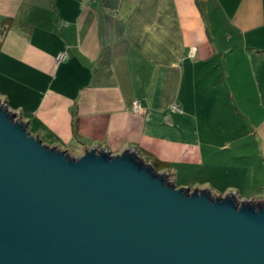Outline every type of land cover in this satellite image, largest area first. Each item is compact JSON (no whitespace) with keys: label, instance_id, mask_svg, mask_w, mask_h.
<instances>
[{"label":"crops","instance_id":"crops-1","mask_svg":"<svg viewBox=\"0 0 264 264\" xmlns=\"http://www.w3.org/2000/svg\"><path fill=\"white\" fill-rule=\"evenodd\" d=\"M253 97L264 106V0H0V100L72 157L132 149L176 188L253 193L234 154L254 131L264 145V123L236 118Z\"/></svg>","mask_w":264,"mask_h":264},{"label":"water","instance_id":"water-1","mask_svg":"<svg viewBox=\"0 0 264 264\" xmlns=\"http://www.w3.org/2000/svg\"><path fill=\"white\" fill-rule=\"evenodd\" d=\"M0 264H264V202L176 188L132 149L71 157L0 103Z\"/></svg>","mask_w":264,"mask_h":264},{"label":"rangeland","instance_id":"rangeland-1","mask_svg":"<svg viewBox=\"0 0 264 264\" xmlns=\"http://www.w3.org/2000/svg\"><path fill=\"white\" fill-rule=\"evenodd\" d=\"M250 89L255 92V89L253 87H250ZM251 101H253L252 104L254 105V106L252 104L248 105V106H252L251 113H250V111L243 113L242 112V108H243L242 102H240V99L237 100L238 113L236 114V118H237V121L239 123H241V124L247 123V125L249 127H251L253 125V127L255 128V126H257L259 124V122L264 123V106H262V105H261V107L257 106L256 105L257 100L254 97ZM0 103L3 105H6V103L3 102L2 100H0ZM15 115H16V119H20L17 114H15ZM251 120L253 121V124L251 123ZM254 133H255L254 134V141L251 142L252 146H248L247 151H243L239 148H235V150H234L235 151L234 154H236V155H238V153L246 154V155H243L240 157H249V162H251V165H252L251 167L254 168V174H251V172H250L251 177L253 175V177H252V179H253V188H252L253 193L250 190V191H247L248 193L237 194L236 198L239 201H246L249 198V196L257 194L256 197H253L254 201L256 203H262V202H264V162H263L264 161V145H263V143H261V138L258 136V134L255 131H254ZM239 150H241V151H239ZM74 158H77V157H74ZM261 165L263 167L260 169ZM177 179H178L177 180L178 183L176 182L177 184H184L181 181L182 179H180V178H177ZM167 182L169 184H172V182L170 181V178L168 176H167ZM189 184H192V183H189ZM196 186H199V185L197 184ZM181 188H183V187H181ZM184 188L189 189L190 192H192L194 190H198V191L206 190V187H204V186H202V187L199 186V187H195V188H188V187H184ZM208 192L210 193L212 198H215L217 196H225V195L230 194V193L235 194L234 193L235 191L232 189H229L227 191V193H224V194H221L220 192H216L214 190L208 191ZM249 200H251V198H249ZM249 200H247V201H249Z\"/></svg>","mask_w":264,"mask_h":264},{"label":"built area","instance_id":"built-area-1","mask_svg":"<svg viewBox=\"0 0 264 264\" xmlns=\"http://www.w3.org/2000/svg\"><path fill=\"white\" fill-rule=\"evenodd\" d=\"M66 59H67V53L66 52H61V53H59L57 56H56V62L57 63H62V62H64V61H66ZM132 110L134 111V112H140L141 111V107H140V104H139V102L138 101H135L134 103H133V105H132ZM171 111L172 112H179V108H178V106L177 105H172L171 106Z\"/></svg>","mask_w":264,"mask_h":264},{"label":"trees","instance_id":"trees-1","mask_svg":"<svg viewBox=\"0 0 264 264\" xmlns=\"http://www.w3.org/2000/svg\"><path fill=\"white\" fill-rule=\"evenodd\" d=\"M153 168L156 170V171H160L161 170V167H162V164H159L157 163L156 161L153 163Z\"/></svg>","mask_w":264,"mask_h":264}]
</instances>
